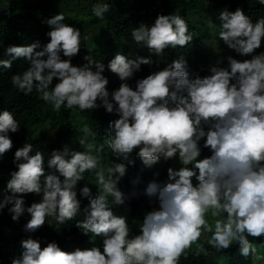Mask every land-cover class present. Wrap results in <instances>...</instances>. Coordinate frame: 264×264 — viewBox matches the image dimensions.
I'll return each instance as SVG.
<instances>
[{
    "label": "clouds",
    "instance_id": "9594fccd",
    "mask_svg": "<svg viewBox=\"0 0 264 264\" xmlns=\"http://www.w3.org/2000/svg\"><path fill=\"white\" fill-rule=\"evenodd\" d=\"M54 1L116 38L100 22L114 0ZM234 7L198 13L208 33L204 77H189L185 56L162 59L194 33L180 15L161 11L121 37L146 46L153 60L93 49L83 24L47 6L48 42L5 48L28 63L13 85L25 94L35 87L56 109L81 111L85 136L95 135L88 110L103 106L117 118L97 140L109 149L73 136L49 151L21 139L25 124L0 107V213L16 221L20 249L9 264H177L202 241L209 250L191 260L227 264L220 251L234 242L241 255L255 253L248 236L264 235V52L254 53L264 46V18L253 22ZM94 51L106 59L85 56L75 66L78 53ZM12 60L0 65L11 68ZM42 133L40 142L49 136ZM127 164L137 171L132 177ZM36 230L45 234L24 239Z\"/></svg>",
    "mask_w": 264,
    "mask_h": 264
},
{
    "label": "trees",
    "instance_id": "16d2710c",
    "mask_svg": "<svg viewBox=\"0 0 264 264\" xmlns=\"http://www.w3.org/2000/svg\"><path fill=\"white\" fill-rule=\"evenodd\" d=\"M73 1V0H71ZM234 6L244 9L243 12L251 14L250 19L255 22L262 17L264 18V4L260 0H114L110 9L104 14L100 22H103L108 30L113 31L116 38L128 37L132 30L139 26L140 23L147 22L151 16L157 12H167L168 15H180L191 26L194 33V40L183 46L182 50L167 53L163 56V60L169 57L182 55L189 59L187 63L189 77L195 78L196 73L200 77H204V67L207 64L209 55L204 52L203 47L207 45V28L198 13L210 11L213 8ZM46 4L41 0L35 3H27L26 0H0V60H12L11 56H6L4 50L9 45H27L33 42L47 43L49 38L42 31L47 24L43 19ZM208 18V15L206 16ZM152 22V21H151ZM264 46L255 50L254 54L264 52ZM85 56H90L95 61H103L106 56L96 51L89 55L86 53L77 54V65L80 66L86 61ZM67 59L65 57H62ZM162 61V60H161ZM28 67L25 58H17L12 60L11 68H4L0 65V107L3 111L12 112L16 120L23 121L27 130L26 134L22 133L21 139H28V143L40 149H64L66 142L73 139L75 128L73 122V113L70 108L61 105L56 109L52 103L46 102L41 98V93L37 92L35 87L33 91L25 94L24 91L13 85L11 76L22 73ZM110 71L104 70L103 75L109 77ZM57 81L54 79L53 86ZM99 104V101H97ZM89 114L84 115V119L91 129L95 141L104 140L101 136L104 130H108L109 122L117 119L113 114L106 112L103 106L94 110H88ZM43 132V133H42ZM42 133L48 134L52 141L50 143H42L36 138ZM27 136V138L23 137ZM46 145V146H45ZM35 146V145H34ZM106 154L105 150H102ZM100 152L101 166H108L109 160ZM123 160L115 159L114 163H121ZM126 163V161L124 162ZM130 169L128 177L134 176L137 171L127 164ZM136 169V168H135ZM128 174V173H127ZM97 179V178H96ZM96 179H94L97 185ZM127 180L121 178L118 188ZM79 184L77 190L81 189ZM15 222L11 218V214L0 213V264H9L7 260L16 256L19 248L15 246L17 238ZM45 231L36 230L34 233L25 234V238L31 236L33 239L42 237ZM249 241L256 248L255 253H251L245 257L240 254L239 246L236 242L225 251H220V258L227 264H264V235L260 237L248 236ZM210 245L207 241H202L199 247H194L192 251L183 257L180 255L177 264H210L209 258L191 260L197 254L208 251ZM217 264H224L219 260Z\"/></svg>",
    "mask_w": 264,
    "mask_h": 264
},
{
    "label": "rangeland",
    "instance_id": "374dc122",
    "mask_svg": "<svg viewBox=\"0 0 264 264\" xmlns=\"http://www.w3.org/2000/svg\"><path fill=\"white\" fill-rule=\"evenodd\" d=\"M45 2L48 11H61L65 16H68L72 20H74L78 24H83V30L80 31L81 36L85 35L87 37V44L89 46H93V49L109 51L111 54L115 55L114 53L120 52L121 54L125 55L128 59L135 60L137 57H149L151 59H156L158 56L149 52V49L144 46L143 44H137L134 42L133 38L126 39V38H115L112 41L107 39L106 37H110L112 34L107 33L106 37L104 34L103 27H96V26H89L87 24L89 18L87 20H81L78 15L71 10L70 7L61 6L58 7L54 0H41ZM99 25V24H98ZM85 41H83L84 43ZM73 122H74V140L78 141L79 138H84L85 140H89L92 144V149H109V147H105L104 144L99 143L94 140L91 136H85L83 133V122H82V113H75L73 110ZM49 143L51 142V138L47 135L41 138V142ZM79 144V142H78ZM101 145L103 147L101 148ZM81 149H84L82 145L79 144ZM155 201L153 205H155ZM218 259V254L213 251L212 257L210 259L211 263L216 262ZM226 264V263H224Z\"/></svg>",
    "mask_w": 264,
    "mask_h": 264
}]
</instances>
